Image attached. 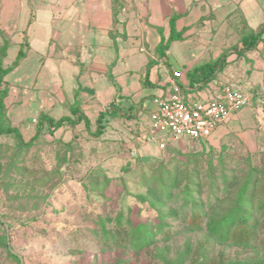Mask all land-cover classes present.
I'll use <instances>...</instances> for the list:
<instances>
[{"label": "rangeland", "instance_id": "374dc122", "mask_svg": "<svg viewBox=\"0 0 264 264\" xmlns=\"http://www.w3.org/2000/svg\"><path fill=\"white\" fill-rule=\"evenodd\" d=\"M15 3V0H0V45L5 39L10 43L4 65L14 62L21 44L28 43L27 30L12 27L21 18L20 14L9 13ZM45 22L31 31V50L22 45L27 58L4 77L7 88L4 125L18 128L24 142L34 135L41 115L58 119L66 112L62 95L69 98L70 85L75 82L72 73L65 71L59 76L56 57L45 61V31L52 34ZM238 38L237 32L227 34V40L237 41ZM233 50L234 45L224 53ZM242 57L247 60L246 55ZM45 73L55 85L61 78L64 88L57 87L53 92L50 87L47 93ZM242 73L246 78L250 76L249 69ZM236 76L235 72L232 77ZM249 88L247 86L245 91L254 94ZM256 94L262 95L258 96L260 100L254 98L251 105L240 109L239 113H244L243 120L239 117L236 121L228 120L204 143L185 137L167 142L162 150L144 139L147 129L140 135H130L129 125L122 118L95 123L90 131L83 124H76L50 132L44 123L29 146L19 143L14 133L0 134V222L10 234L11 248L20 258V264H110L117 257L130 260L127 264H190L193 253L204 240L210 241L204 249L206 254L211 258L222 256L224 264L259 263L264 253L259 244L235 245L225 234L213 231L215 223L223 217L224 206L218 212L214 208L212 216L208 213L210 217L203 219L199 230L179 226L172 237L156 241L144 252L124 249L126 252L122 255L120 249H101L100 241L85 228L86 220L82 215L94 209L112 214L122 209L127 215L129 209L135 223L152 215L147 203L138 196L147 191L144 176H150L161 160L164 164L185 162L188 155L200 156L197 166L192 163L196 167L195 183L201 181L200 196L206 197L211 187L219 186L221 197L226 196L231 201L235 189L223 195L224 183L218 172L231 171L230 176L235 175L237 183H241L244 173L253 166L257 167L255 174L262 179L257 193L264 194V178H261L264 176V92L259 90ZM249 109L251 115L245 114ZM98 125L100 134L95 136L93 132ZM179 152L181 154L177 155ZM210 165L217 172L214 179H210ZM87 175L101 182L98 188L92 189ZM170 175L174 177L175 173L171 171ZM199 187L196 186L194 193ZM253 201H257L256 196ZM260 201H264V197ZM255 216L258 226H263L264 214L257 212ZM231 225L233 228L237 223ZM156 245L162 251L156 250ZM0 264L16 263L0 249Z\"/></svg>", "mask_w": 264, "mask_h": 264}, {"label": "crops", "instance_id": "0c3cea01", "mask_svg": "<svg viewBox=\"0 0 264 264\" xmlns=\"http://www.w3.org/2000/svg\"><path fill=\"white\" fill-rule=\"evenodd\" d=\"M20 1L15 0L9 11L21 17L12 27L27 30L31 50L34 27L47 21L52 34L45 31V61L56 57L59 76L66 71L75 78L69 98L61 94L66 107L61 116L70 115L71 107L77 108L89 120L91 130L102 114L100 124L122 118L130 135L142 134L149 127L151 99L166 94V80L173 71L180 73L186 97H215L222 84L264 92L263 41L245 53L247 60L228 51L225 65L205 86H191L187 79V72L195 66L218 59L233 45L240 46L239 40H227L228 32L239 35L243 29L257 30L264 23V0ZM173 13L178 15L174 26L181 38L172 40L165 54L159 55L156 47L161 36L168 35L166 20ZM40 14L43 16L38 17ZM247 69L248 78L242 73ZM235 72L237 76L232 77ZM48 77L45 73L47 93L50 87L53 92L64 88L61 78L55 85ZM239 111L229 121L243 120L244 113ZM247 113L251 115L252 110ZM78 124L85 128L83 122Z\"/></svg>", "mask_w": 264, "mask_h": 264}, {"label": "trees", "instance_id": "16d2710c", "mask_svg": "<svg viewBox=\"0 0 264 264\" xmlns=\"http://www.w3.org/2000/svg\"><path fill=\"white\" fill-rule=\"evenodd\" d=\"M177 18L178 15L175 13L167 17L166 24L169 32L167 36H161L156 47L159 55L165 54L172 40L181 38V34L174 26ZM238 37L240 46H238V44L234 45L233 52H236L238 56H244L246 52L256 48L259 42H264V23L260 25L257 30L243 29ZM9 44V41L5 39L2 45H0V134L14 133L19 143L29 146L38 137L40 131L44 127V123L48 125V130L50 132L62 126L76 125L79 122H83L85 128L90 131L89 120L83 113L79 112V110L74 107H71L70 115L61 116L58 119H54L48 114L41 115L39 125L28 142H24L18 128L4 125L6 120L5 97L7 96V88L4 87V77L26 57L27 52L23 46L29 45L28 43L21 44L16 53L14 62L5 66L4 59L7 56ZM228 54L229 53H223L218 59L199 64L189 70L187 72L189 84L198 87L205 86L215 77L217 71L223 68L225 65V58ZM146 77L147 71L144 73L143 81L146 80ZM258 96L261 98L262 95H257L256 92H254L255 101L260 100ZM102 117L103 115L101 114L98 119V124H100ZM98 126L99 127L96 128L97 130L93 132L95 136L100 134L101 127L100 125ZM191 140L204 143L206 139ZM180 154V152L177 153V155ZM208 154L211 156L210 152ZM186 158L187 161L185 162L169 161L166 164L161 160L150 176H144L143 182L147 191L138 196L143 203H147V207L152 211V215L145 218L142 217L135 223L129 213V209H127V215L124 214V210L122 209L115 214L97 211L95 209L92 210L91 213L82 214L86 220L85 228L100 241L102 245L101 249H106V247L110 250L120 249V255L126 252L124 249H131L137 253L144 252L156 241H164L172 237L178 232L179 226L186 227L189 230L201 229L204 223L203 219L209 218L210 215L212 216V210H214V208H217L215 211L218 212V210L224 206L226 210L223 212V217L215 223L216 227L213 231L225 234L235 245L248 247V245L257 243L264 251V225L258 226L255 216L257 212L264 214V201H260L264 197V194L257 193V186L262 180L259 179L258 174H255L257 167H250L249 170L244 173V179L241 183L238 182L239 184L237 183L235 175L232 177L230 176L232 174L231 171L221 170L218 172L221 173V180L224 183V187H222L223 195L235 189V196L229 201L228 197H221L222 193L219 192V186L211 187L206 197L200 196L201 188L199 186L201 185V181L198 180L195 183V178L193 177V174H195V166H197L200 156L188 155ZM151 168H154V166L152 165ZM183 168H187L188 170H183ZM209 168L211 169L210 175L212 176L210 179L216 178V169H214L212 165H210ZM171 171L175 173L174 177H171ZM90 175H92L91 172ZM90 175H87L88 177L86 179H89V184H91L92 189L98 188L101 182H99L98 179L91 180V178H89ZM91 177L92 179L94 178V176ZM261 178H264V176ZM83 185L86 187V181ZM196 186H198L199 189L197 193H194L196 192ZM98 190L99 193L102 192L100 189ZM255 196L257 198L256 202L253 201ZM208 213L211 214L207 216ZM234 223H237V225L232 228L231 224ZM1 224L0 222V249L6 253V256L10 258L12 262L20 264V258L12 251L10 234L5 231V228L1 227ZM209 244V240H204L202 244L197 247L199 250L193 253L190 264H224L223 262L225 261L222 256L211 258L206 254L204 249H206ZM155 248L159 252L162 251L157 245ZM128 262H130V260L125 261L123 258L117 257L115 261L110 264H127ZM257 264H264V253L261 261Z\"/></svg>", "mask_w": 264, "mask_h": 264}, {"label": "built area", "instance_id": "2783aa9c", "mask_svg": "<svg viewBox=\"0 0 264 264\" xmlns=\"http://www.w3.org/2000/svg\"><path fill=\"white\" fill-rule=\"evenodd\" d=\"M179 76L178 71L171 72L166 80V94L153 97L149 105L150 123L144 139L159 149L185 137L207 140L234 112L253 103V94L229 84H222L218 95L212 98L186 97Z\"/></svg>", "mask_w": 264, "mask_h": 264}]
</instances>
